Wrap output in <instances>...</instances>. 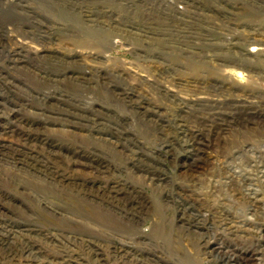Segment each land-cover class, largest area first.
Returning <instances> with one entry per match:
<instances>
[{
  "label": "rangeland",
  "instance_id": "1",
  "mask_svg": "<svg viewBox=\"0 0 264 264\" xmlns=\"http://www.w3.org/2000/svg\"><path fill=\"white\" fill-rule=\"evenodd\" d=\"M0 264H264V0H0Z\"/></svg>",
  "mask_w": 264,
  "mask_h": 264
},
{
  "label": "bare ground",
  "instance_id": "2",
  "mask_svg": "<svg viewBox=\"0 0 264 264\" xmlns=\"http://www.w3.org/2000/svg\"><path fill=\"white\" fill-rule=\"evenodd\" d=\"M94 212H95V211H94ZM95 213H96V212H95ZM102 214H103V213H102ZM96 215H97V214H96ZM99 215H101V214H99ZM97 217L99 218V216H98V215H97ZM104 217H105V216H104ZM104 217H103V218H104ZM100 218H102V215H101V217H100ZM105 218H106V217H105ZM105 218H104V219H105ZM104 219H102V221H103ZM105 221H106V220H105ZM107 221H108V220H107ZM226 223H227V222H226ZM107 224H108V223H107ZM233 230H234V229H233Z\"/></svg>",
  "mask_w": 264,
  "mask_h": 264
}]
</instances>
